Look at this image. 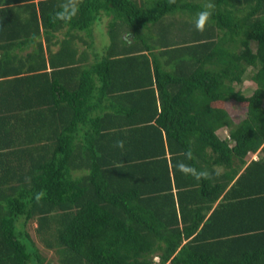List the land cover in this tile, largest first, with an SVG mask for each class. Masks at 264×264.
<instances>
[{
    "label": "trees",
    "instance_id": "16d2710c",
    "mask_svg": "<svg viewBox=\"0 0 264 264\" xmlns=\"http://www.w3.org/2000/svg\"><path fill=\"white\" fill-rule=\"evenodd\" d=\"M206 2L0 0V264H264V0Z\"/></svg>",
    "mask_w": 264,
    "mask_h": 264
},
{
    "label": "rangeland",
    "instance_id": "374dc122",
    "mask_svg": "<svg viewBox=\"0 0 264 264\" xmlns=\"http://www.w3.org/2000/svg\"><path fill=\"white\" fill-rule=\"evenodd\" d=\"M107 17L105 15H100L99 19L96 20L93 25L91 26L90 32L91 34L89 36H85L86 40L90 38L89 42L94 47L95 52L100 53L104 45L108 42V36L105 33V24L107 22ZM84 35V32H83ZM252 84L248 81H243L241 84H237L236 88H238L240 91L243 92V94L248 95L251 92ZM264 103V102H263ZM238 116L236 117V120H239L243 116L244 112V106L237 105ZM218 135L221 137L223 135V128L216 131ZM250 155H247L246 158L248 159ZM34 223H28L27 224V231L32 237V239L36 242L41 254L45 257L44 264H59L57 262L55 254L50 251L44 249L36 240L33 232Z\"/></svg>",
    "mask_w": 264,
    "mask_h": 264
},
{
    "label": "clouds",
    "instance_id": "9594fccd",
    "mask_svg": "<svg viewBox=\"0 0 264 264\" xmlns=\"http://www.w3.org/2000/svg\"><path fill=\"white\" fill-rule=\"evenodd\" d=\"M170 2L175 3V0H170ZM215 9V5L211 3V0H208L203 6V9L197 14V20H196V30L203 32L208 25V23L211 20V17L213 15V11ZM77 8L74 6L69 11L66 7L64 11L57 12L56 18H59L61 20H70L72 16L76 14ZM124 142L123 141H117L116 146L123 148ZM192 152L189 149L186 153L187 158H191ZM257 159V158H256ZM179 170L184 174H191L195 179H208L212 175L207 170H197L195 168L186 167L183 163L178 165ZM216 175H219L220 173L218 171L215 172ZM39 195H37V200H39Z\"/></svg>",
    "mask_w": 264,
    "mask_h": 264
},
{
    "label": "crops",
    "instance_id": "0c3cea01",
    "mask_svg": "<svg viewBox=\"0 0 264 264\" xmlns=\"http://www.w3.org/2000/svg\"><path fill=\"white\" fill-rule=\"evenodd\" d=\"M80 48H81V46H80ZM250 156H249V158L247 159V160H250V159H256L258 156H260V152L259 151H255L254 153H251V154H249Z\"/></svg>",
    "mask_w": 264,
    "mask_h": 264
}]
</instances>
